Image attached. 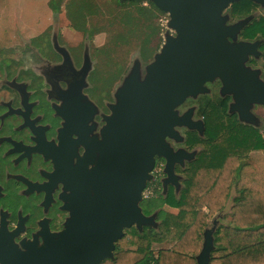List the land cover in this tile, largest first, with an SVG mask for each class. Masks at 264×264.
<instances>
[{
    "label": "water",
    "instance_id": "water-1",
    "mask_svg": "<svg viewBox=\"0 0 264 264\" xmlns=\"http://www.w3.org/2000/svg\"><path fill=\"white\" fill-rule=\"evenodd\" d=\"M133 1V0H121ZM170 17L176 36L169 38L138 81V67L116 93L102 130L106 150L100 171V189L94 198L74 193V222L62 232L59 243L33 257V264H98L112 260L124 230L155 227L157 213L142 212V192L152 179L155 157L165 160L162 189L171 186L179 194L182 176L175 173L195 159L199 149L174 151L166 139L184 142L177 127L204 134L203 121L192 120L193 111L178 115L177 108L189 97L206 93L205 85L219 79L223 97H232L228 113L239 122L253 125L252 105H264V82L259 73L246 67L250 56L258 57L260 41L236 42L249 18L226 26L222 12L241 0H147ZM264 6V0H250ZM251 22V21H250ZM232 39L230 43L228 39ZM158 227V224L156 228ZM213 231L203 233L196 264H209L214 250Z\"/></svg>",
    "mask_w": 264,
    "mask_h": 264
},
{
    "label": "flooded vegetation",
    "instance_id": "flooded-vegetation-1",
    "mask_svg": "<svg viewBox=\"0 0 264 264\" xmlns=\"http://www.w3.org/2000/svg\"><path fill=\"white\" fill-rule=\"evenodd\" d=\"M71 15L84 17L28 44L31 67L25 45L20 60L0 65V264H33L49 242H61L74 222V193L94 198L98 169L109 162L100 147V12ZM157 164L165 160L156 156L152 173Z\"/></svg>",
    "mask_w": 264,
    "mask_h": 264
},
{
    "label": "trees",
    "instance_id": "trees-1",
    "mask_svg": "<svg viewBox=\"0 0 264 264\" xmlns=\"http://www.w3.org/2000/svg\"><path fill=\"white\" fill-rule=\"evenodd\" d=\"M254 8L249 0H241L231 4L229 13L235 19L244 18ZM139 10L142 20L154 18L151 11ZM132 12H125L121 17L130 28L134 24L136 27L139 20ZM139 27L156 32L150 25ZM239 38L260 41L259 51L264 63V14L254 18ZM148 40L144 39L145 47ZM229 103L230 97L206 99L197 112L204 123L203 136L184 131V149L191 152L198 148L199 152L183 169L175 168V173L183 178L178 196L169 186L162 198L157 187L154 197L141 204L145 216L159 208L155 197L178 213L160 211L156 231L149 227H144L141 233L135 227L124 230L116 244L114 258L100 264H151L152 244L166 241L174 244L158 252L156 264H196L202 232L225 210L232 191L236 196L230 208L231 220L216 227L209 264H264V133L239 122L236 114H229Z\"/></svg>",
    "mask_w": 264,
    "mask_h": 264
},
{
    "label": "rangeland",
    "instance_id": "rangeland-1",
    "mask_svg": "<svg viewBox=\"0 0 264 264\" xmlns=\"http://www.w3.org/2000/svg\"><path fill=\"white\" fill-rule=\"evenodd\" d=\"M258 5L259 9H254L251 15L235 19L229 13L230 4H228L221 16L225 18L226 26H234L247 18L250 23L252 19L264 14V6ZM139 9L151 11L154 18L150 21L142 20ZM128 11H133L132 13L139 17V20H136V27L134 24L130 28L123 23L121 17ZM55 12L58 14L53 15L52 13ZM76 12H85L86 14L100 12L98 42H100V50L103 49L105 52V55L102 56L100 51V105L104 107L103 111L106 113V124V118L111 115V106L117 103L116 93L132 73L133 67L134 69L135 66L138 67V81H143L146 77L147 67L161 53L167 40L175 37L176 33L170 28L169 15L157 9L147 0L127 2L121 0H0V65L8 62L13 63L22 58L19 52L24 48L22 45H25L27 54L24 56V66L31 67L28 59L29 56H33L30 53V49L33 48H29L28 44L49 41L53 28L78 26L73 22L82 20L84 15H71ZM143 24L155 28L156 32L153 33L151 29L139 27ZM145 38H149L147 47H145ZM76 39H78L77 36ZM228 40L233 43L232 39ZM95 42L97 41L95 40ZM236 42H240L239 37ZM260 55L258 57L250 56L245 66L257 71L259 79L264 82V63ZM250 58H253L251 62H249ZM205 88L206 93L189 97L183 106L177 109L178 114L183 115L192 110V120L201 121L202 119L197 113L199 105H202L208 98L215 99L217 96L222 98V84L219 79L207 83ZM231 103L232 100L229 104ZM250 112L253 116V125L264 133V105H252ZM178 128V131L180 128L187 131L184 127ZM179 133L180 137H183L181 132ZM166 141L174 151L182 149L181 142H176L173 139ZM163 168L161 164H157L153 173L151 172L152 178L158 169L161 171L160 174H163L158 177L156 182V187L159 189L162 187V179L166 177V174L162 172ZM154 201H158V199L155 197ZM144 203L142 201L141 204ZM229 205L230 202L227 204L228 212L230 211L228 210ZM225 217L228 219L230 212Z\"/></svg>",
    "mask_w": 264,
    "mask_h": 264
},
{
    "label": "crops",
    "instance_id": "crops-1",
    "mask_svg": "<svg viewBox=\"0 0 264 264\" xmlns=\"http://www.w3.org/2000/svg\"><path fill=\"white\" fill-rule=\"evenodd\" d=\"M181 187H182V185L180 183L179 190L181 189ZM167 191H168V189H167ZM167 191L166 192H163L162 187L160 188V194L162 195L161 196L162 198L165 197ZM232 193H234V196H232ZM232 193H231V197L229 198L228 203H227V204H229V202H230V205H229L230 208H231V206L233 204L232 203V198L236 196V193L234 191H232ZM174 194H175L176 197L178 196V193L176 192V189L175 188H174ZM156 202L159 204V208L156 209L154 212H152V214L157 213V215H158L160 211L165 212L167 214H172V215H176L178 213V211L176 209H173V208H171V207H169L167 205L162 204L161 201H156ZM230 208H228V210H230ZM229 212H230V217L227 219V217H225V215L227 213H229ZM229 212L227 211V206H226L225 210L222 213H220L219 215H217V217L215 219H213L212 221H210V226L208 228H206L205 230H214L215 231V229H216L217 226H219L221 224H223V225L228 224L230 222V220H231V210ZM157 224H159V223H158L157 220H155V227H149V228H151L152 230H155L156 231L157 230V228H156ZM204 231L202 232L201 248H202V243H203V233H204ZM214 231H213V233H214ZM173 244H174L173 241H166V242L161 243V244L154 243V244H152V248H151L152 254H155L157 256V258H158V252L160 250L170 249L173 246Z\"/></svg>",
    "mask_w": 264,
    "mask_h": 264
},
{
    "label": "built area",
    "instance_id": "built-area-1",
    "mask_svg": "<svg viewBox=\"0 0 264 264\" xmlns=\"http://www.w3.org/2000/svg\"><path fill=\"white\" fill-rule=\"evenodd\" d=\"M160 172L161 171L159 169L156 170V172H154L155 174H154L153 178L147 183L145 189L142 192V200L143 201L149 200V199L154 197V189H157L156 182H157L158 177L160 176ZM152 256H153V258L150 261V263L156 264L155 261L157 260V256L155 254H153Z\"/></svg>",
    "mask_w": 264,
    "mask_h": 264
}]
</instances>
